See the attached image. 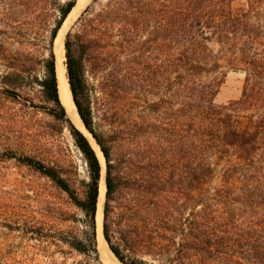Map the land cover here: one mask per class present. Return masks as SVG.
<instances>
[{
    "label": "trees",
    "instance_id": "1",
    "mask_svg": "<svg viewBox=\"0 0 264 264\" xmlns=\"http://www.w3.org/2000/svg\"><path fill=\"white\" fill-rule=\"evenodd\" d=\"M75 2L0 0V56L8 77L41 65L35 81L50 113L68 123L87 180L78 190L52 167L37 168L83 214L62 241L98 260L102 162L66 115L53 48ZM75 23L64 40L66 75L103 158L102 233L112 253L123 264H264L263 1L91 0ZM87 68L105 72L99 123ZM223 68L243 71L244 82L239 98L216 104ZM8 87L16 94L19 84Z\"/></svg>",
    "mask_w": 264,
    "mask_h": 264
},
{
    "label": "rangeland",
    "instance_id": "2",
    "mask_svg": "<svg viewBox=\"0 0 264 264\" xmlns=\"http://www.w3.org/2000/svg\"><path fill=\"white\" fill-rule=\"evenodd\" d=\"M90 2L87 0L68 24L63 45ZM239 6L234 3L235 8ZM145 39L146 33L138 38L139 46ZM5 45L12 49L10 42ZM7 64L8 60L0 56V264H104L99 254L98 260L91 259L62 241L72 240L77 227L82 228L83 214L67 193L37 168V162L52 167L78 190L87 180L84 158L68 123L50 113L51 104L43 99L35 81L42 74L41 65L35 73H20L14 78L7 76ZM88 69L84 76L91 88L94 120L99 123L103 102L100 82L105 72L92 74ZM223 69V82L214 97L216 104L239 98L243 87V71ZM12 80L19 84L16 94L9 91L8 82ZM90 142L97 149L94 140ZM101 162L104 170L103 158Z\"/></svg>",
    "mask_w": 264,
    "mask_h": 264
},
{
    "label": "bare ground",
    "instance_id": "3",
    "mask_svg": "<svg viewBox=\"0 0 264 264\" xmlns=\"http://www.w3.org/2000/svg\"><path fill=\"white\" fill-rule=\"evenodd\" d=\"M87 2V0H78L76 6L72 8L66 19L64 20L62 26L59 28L57 36L54 40V52L56 57V74L58 81V91L61 102L65 107L67 116L71 119V121L80 128L84 134L90 139L93 138L90 136V133L85 129L84 124L77 112L76 106L72 99L71 90L68 83V78L66 75V67H65V56H64V45H63V33L66 31L68 24L74 19L79 10H81L82 6ZM93 144V143H92ZM96 143H94L95 145ZM97 152H99L100 160L102 159V155L97 146H95ZM98 154V153H97ZM103 169L101 171V178L99 181L98 187V197H97V206H96V241H97V250L101 261L104 264H123L118 258L112 253L109 249L106 241L103 237L102 233V204L104 200L105 194V183H104V173Z\"/></svg>",
    "mask_w": 264,
    "mask_h": 264
},
{
    "label": "water",
    "instance_id": "4",
    "mask_svg": "<svg viewBox=\"0 0 264 264\" xmlns=\"http://www.w3.org/2000/svg\"><path fill=\"white\" fill-rule=\"evenodd\" d=\"M77 1H78V0H76L74 6H76ZM74 6H73V7H74ZM73 7H72V8H73ZM72 8H71V10H72ZM71 10H70V11H71ZM69 13H70V12H69ZM69 13H68V14H69ZM67 16H68V15H67ZM67 16H66V17H67ZM65 19H66V18H65ZM65 19H64V20H65ZM63 22H64V21H63ZM63 22H62V24H63ZM62 24H61V26H62ZM61 26H60V27H61ZM57 33H58V32H57ZM56 36H57V35H56ZM54 40H55V39H54ZM64 56H65V55H64ZM65 60H66V57H65ZM65 67H66V65H65ZM68 83H69V82H68ZM69 87H70V86H69ZM72 99H73V98H72ZM74 104H75V103H74ZM82 123H83V122H82ZM84 127H85V126H84ZM85 129H86V128H85ZM86 130H87V129H86ZM87 131H88V130H87ZM88 132H89V131H88ZM89 133H90V132H89ZM90 136H91V134H90ZM91 137H92V136H91ZM92 138H93V137H92ZM104 183H105V182H104ZM106 244H107V243H106Z\"/></svg>",
    "mask_w": 264,
    "mask_h": 264
}]
</instances>
